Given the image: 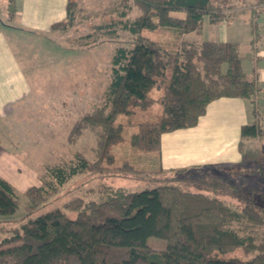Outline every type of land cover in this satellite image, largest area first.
<instances>
[{
  "label": "trees",
  "instance_id": "obj_1",
  "mask_svg": "<svg viewBox=\"0 0 264 264\" xmlns=\"http://www.w3.org/2000/svg\"><path fill=\"white\" fill-rule=\"evenodd\" d=\"M79 1L69 0L66 18L53 30L73 24ZM132 1L140 12L123 28L133 41L115 48L100 101L68 136L75 145L92 132L93 158L76 152L70 162L45 167L41 185L26 191L21 226L0 238V264H264V194L214 170L263 176L264 166L164 170L161 163L162 134L195 127L212 101L241 98L256 107L263 88L246 75L237 43L183 38L202 33L205 18L223 22L225 7L236 0ZM17 11L16 0H7V25ZM157 30H168L171 40L148 35ZM241 133L264 137L257 121ZM114 178L147 185L132 191L107 183ZM74 179L81 182L71 196L55 202ZM19 206L14 186L0 176V218L10 219ZM151 237L165 240V248H151Z\"/></svg>",
  "mask_w": 264,
  "mask_h": 264
},
{
  "label": "rangeland",
  "instance_id": "obj_2",
  "mask_svg": "<svg viewBox=\"0 0 264 264\" xmlns=\"http://www.w3.org/2000/svg\"><path fill=\"white\" fill-rule=\"evenodd\" d=\"M3 1L0 0V20L9 23L2 8ZM263 10L264 4L259 5L254 0H236L233 8L225 7L226 18L222 24L212 25L206 19L202 33L186 34L183 38L202 42L224 37L223 34L232 35V39L242 42V48L247 45L245 50L254 51L258 46L254 23ZM74 12L75 20L69 28L56 29L37 40L27 33L16 42L31 93L16 110L6 116L0 115V146L17 155L26 165L8 176L13 181L20 206L10 219L0 218V238L21 226L29 204L26 191L41 185L40 176L47 165L70 162L76 152L93 158L95 138L92 132L86 131L75 145L69 143L68 136L74 122L100 101L110 81V60L115 48L128 46L133 41L123 24L127 19L133 20L140 11L132 0H80ZM148 35L162 42L172 37L168 30ZM255 105L250 103V113L264 129V91ZM243 148L249 156L246 165L264 166V137L245 139ZM214 170L243 190L264 194V175L258 171L229 177V172H238V169ZM80 182L81 179H74L64 186L57 195L61 201L56 199L55 202L67 200L71 196L69 192ZM107 183L132 191H141L147 185L133 178H114ZM148 244L153 249H164L166 241L151 237ZM234 255L245 257L241 251Z\"/></svg>",
  "mask_w": 264,
  "mask_h": 264
},
{
  "label": "crops",
  "instance_id": "obj_3",
  "mask_svg": "<svg viewBox=\"0 0 264 264\" xmlns=\"http://www.w3.org/2000/svg\"><path fill=\"white\" fill-rule=\"evenodd\" d=\"M68 2L69 0H16L18 11L15 20L10 23L11 25L4 23L3 19L0 20L1 116L16 110L18 104L31 93L29 78L20 61L16 42L27 33L34 40L50 35L54 31L52 25L66 18ZM2 4L4 14L8 15L6 0ZM206 19L208 18L204 19L203 29ZM254 28L258 31V46L254 51L250 48L249 51L245 50L248 48L247 45L242 48V42L238 43L237 39H232V35L223 34L224 37L204 41L237 43L246 75L248 78L256 77L264 91V10L257 15ZM253 121L248 100L223 97L212 101L206 114L195 127L162 134L163 169L246 165L249 156L243 148L246 138L242 137L241 130L244 125ZM24 165L26 164L17 155L0 146L1 177L13 185L8 176L16 173ZM232 174L229 172L228 176L234 177Z\"/></svg>",
  "mask_w": 264,
  "mask_h": 264
}]
</instances>
